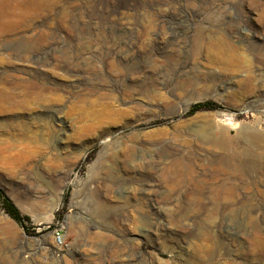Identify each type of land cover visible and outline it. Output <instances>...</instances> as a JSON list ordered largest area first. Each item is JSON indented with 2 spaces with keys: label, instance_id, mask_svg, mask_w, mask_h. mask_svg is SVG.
<instances>
[{
  "label": "rangeland",
  "instance_id": "rangeland-1",
  "mask_svg": "<svg viewBox=\"0 0 264 264\" xmlns=\"http://www.w3.org/2000/svg\"><path fill=\"white\" fill-rule=\"evenodd\" d=\"M246 134L264 0H0V264H264Z\"/></svg>",
  "mask_w": 264,
  "mask_h": 264
},
{
  "label": "bare ground",
  "instance_id": "bare-ground-1",
  "mask_svg": "<svg viewBox=\"0 0 264 264\" xmlns=\"http://www.w3.org/2000/svg\"><path fill=\"white\" fill-rule=\"evenodd\" d=\"M218 39H220V38H218ZM224 48H225V46H224ZM206 49L208 50L207 51L209 54L208 60H209L210 64L219 66L221 68H226V67H229V69L234 68L235 63L237 62L236 54L226 52L222 48V46L220 45L219 41L213 40L210 43V45L208 46V48H206ZM218 125H220V124H217V128L220 127V126L218 127ZM225 126L223 125V127H225ZM240 131L245 132V130L243 128H241ZM242 139L244 140L245 143L249 144L254 149L264 151V139H262L261 137H257V136L251 135V134H249V135L246 134V135H243ZM23 202L25 203V200ZM23 202H22V204H23ZM55 206H56V204H55ZM55 206H54V208H55ZM48 214L49 215L46 216L47 218L45 219L46 221L51 220L52 211Z\"/></svg>",
  "mask_w": 264,
  "mask_h": 264
},
{
  "label": "trees",
  "instance_id": "trees-1",
  "mask_svg": "<svg viewBox=\"0 0 264 264\" xmlns=\"http://www.w3.org/2000/svg\"><path fill=\"white\" fill-rule=\"evenodd\" d=\"M211 105L209 103L206 104H196L192 109L191 113H194L197 110H200L202 108H209ZM2 208L4 209L5 213L8 214L13 220L16 222H21L22 218L17 212V210L8 202H3Z\"/></svg>",
  "mask_w": 264,
  "mask_h": 264
},
{
  "label": "built area",
  "instance_id": "built-area-1",
  "mask_svg": "<svg viewBox=\"0 0 264 264\" xmlns=\"http://www.w3.org/2000/svg\"><path fill=\"white\" fill-rule=\"evenodd\" d=\"M55 241H56V243L59 244V245H61V244L63 243V241H62V237H61V235H60L59 233L56 234V236H55Z\"/></svg>",
  "mask_w": 264,
  "mask_h": 264
}]
</instances>
